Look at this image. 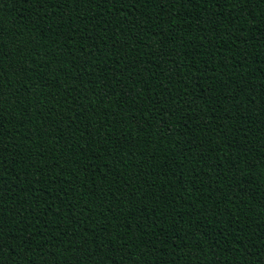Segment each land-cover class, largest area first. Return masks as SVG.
<instances>
[{
    "label": "trees",
    "instance_id": "1",
    "mask_svg": "<svg viewBox=\"0 0 264 264\" xmlns=\"http://www.w3.org/2000/svg\"><path fill=\"white\" fill-rule=\"evenodd\" d=\"M0 264H264V0H0Z\"/></svg>",
    "mask_w": 264,
    "mask_h": 264
}]
</instances>
